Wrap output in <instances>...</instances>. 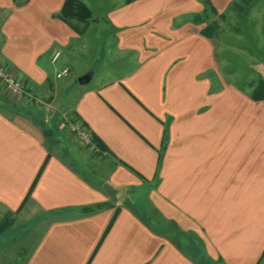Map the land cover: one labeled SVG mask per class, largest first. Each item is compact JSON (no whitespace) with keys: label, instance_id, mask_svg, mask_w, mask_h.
I'll return each instance as SVG.
<instances>
[{"label":"crops","instance_id":"0c3cea01","mask_svg":"<svg viewBox=\"0 0 264 264\" xmlns=\"http://www.w3.org/2000/svg\"><path fill=\"white\" fill-rule=\"evenodd\" d=\"M64 1L0 0V60L30 93L58 103L54 73L67 67L62 93H76L52 113L0 100V212L17 210L44 163L26 203L73 212L53 216L26 264H264V116H256V146L230 134L238 147L214 156L211 144L223 139L214 124L238 133L241 122L244 103L230 110L228 90L255 102L234 86L214 92L215 37L190 19L204 10L201 0H82L110 22L119 54L111 49L106 60L122 64L132 54L131 69L105 77L72 57L86 30L78 35L56 17ZM209 1L221 15L239 0ZM54 50L61 53L53 63ZM82 73L89 78L79 83ZM71 121L95 139L91 168L58 148ZM167 126L178 145L164 154ZM96 204L105 205L77 213Z\"/></svg>","mask_w":264,"mask_h":264},{"label":"rangeland","instance_id":"374dc122","mask_svg":"<svg viewBox=\"0 0 264 264\" xmlns=\"http://www.w3.org/2000/svg\"><path fill=\"white\" fill-rule=\"evenodd\" d=\"M95 15L97 18V13L94 12L92 19L89 21L90 25L88 29H86L85 33L81 36L82 40H84L80 41L78 45V47H81V55H72V57L78 58V60L80 59L79 65H81L80 61H82L84 65H87V67H92L91 69L97 70L98 74H101L104 77L106 76L107 72L112 73L114 70H116L115 73L121 74L122 72L131 69V61L133 60L132 54L130 53L128 54L129 58H126L127 62H123L122 64H114V62L106 60V53H109L110 51L112 52L111 49L115 51L113 48L114 45H110L112 42L107 35L109 32L106 25L110 24V22L107 17H104L105 13L98 14L100 15L98 19L93 17ZM221 15L222 17H219L220 14L217 12L216 14L211 15V19L218 22L219 28L216 31L217 33L214 38L216 63L214 62L213 68L210 69L211 79H209V82L213 84L214 92L221 89L219 88L220 85H229V88L231 86L235 87V85H238L240 88H243L242 93L248 96L249 92L253 88L252 86H254L259 79H264V0H239L238 2L232 4L228 10ZM191 18L192 15L190 19ZM101 26L102 29L99 33L98 28ZM65 50H67V48H65ZM115 52L119 54V51L116 50ZM105 60L106 62L104 66L106 68L101 69ZM100 69L101 71H99ZM51 71L53 72L52 66ZM83 76L85 75L82 73L80 78ZM220 76L222 77L223 81L219 78ZM87 78L88 77H85V79ZM66 80V77L54 80V82H58L54 85L55 89L59 91L57 98L65 108H67L69 103H73L76 98V93H71L72 96L67 95V93H62L61 88L64 86L63 81ZM56 90H54V93H56ZM3 93H6L5 95L8 94V92H5L4 90ZM228 94L230 95L228 99L230 110H235L234 106L237 100H241L244 103L239 108L240 114L242 115L239 116L241 120L239 131L237 133V125H230L224 129V126L214 124L213 132H216L218 129L220 130L223 127V139L216 140L211 144V146L214 147V156L219 155L221 151H231L233 148L238 147L237 142L233 143V141H230L227 138L226 135L230 134H232L234 138L239 137V142H244L245 144L249 143L250 148H253V145L256 146V139L259 136V134H255L257 129L256 116H264V104L262 102L250 103L245 97L240 95V97H236L229 90ZM9 98L11 100L10 96ZM41 98H47L46 101L51 102L55 107L58 106V102L56 101L55 97L54 100L50 99L52 98L51 96L46 97L42 95ZM15 101L18 103L17 100ZM206 110L207 108L201 109V111ZM63 112L69 115L70 110H64ZM231 116L235 118V116ZM234 120L237 121V117ZM232 122L233 121L231 119L227 121V123ZM56 133L57 129L55 131V134ZM63 133L67 134L61 140L62 144L59 145L58 148H67L77 159V162H80L82 165H88V168H91L92 165L89 162V159H91L90 156H93L92 151L87 148V146L82 145L81 142L76 141L67 128H64ZM177 136V132L172 133V135L169 134V126H167L166 137L161 144L162 151L164 150L163 153L171 145L177 148ZM80 151H82V153ZM219 158L220 157H218V159ZM145 196V193L144 195H141V200L145 199ZM136 210L138 211L139 209L136 208ZM70 214L71 213L68 215ZM0 215H3L2 217L0 216V221L6 216H11L13 218V226L11 229L6 231V234L0 237V242L2 241L0 243V264H7L9 262L14 264H22L24 259H28L46 226L53 220V217L48 215L47 212H40L38 208L27 203L20 213L13 214L12 211L5 210L0 212Z\"/></svg>","mask_w":264,"mask_h":264},{"label":"trees","instance_id":"16d2710c","mask_svg":"<svg viewBox=\"0 0 264 264\" xmlns=\"http://www.w3.org/2000/svg\"><path fill=\"white\" fill-rule=\"evenodd\" d=\"M133 1H135V0H125L126 3H130ZM201 2L204 5V10L202 11L201 14L193 15L191 18L192 19L191 21L195 24H202V23L207 22L206 26L201 29V33L207 37L214 38L216 33H217L216 31L219 28V24L215 20L211 19V15L216 14V11L213 8V6L211 5L209 0H201ZM56 17L59 18L60 20H62L63 22H65L78 35H81L86 30L90 19H92V12L89 9V7L82 0H65L63 5H62L60 12L56 15ZM219 17H222V15H220ZM25 87H26V85H25ZM235 87L238 90H240L241 92L243 91V88H240L238 85H235ZM252 87L253 88L249 92L248 97L254 102L262 101V100L264 101V79H259L257 81V83ZM3 90L5 91L4 87L2 85H0V100L6 101L9 103L11 102V104H14L15 106H17L16 101L14 102L12 98L10 100L8 94L5 95L6 93L4 94ZM26 90H27V87H26ZM68 116H76V113L74 111H72L71 113H69ZM43 126H42V131L44 132V134L46 136H49L50 135L49 129H46ZM92 139H94V138L92 137ZM96 144L98 146H100V144H98V143H96ZM44 164L41 166L40 170L38 171L34 181L32 182L30 188L28 189V191H27L24 199L22 200L21 204L19 205L17 210L15 212H13V214L20 213L21 210L23 209L24 205L28 201V199H30L31 193L33 192V190H34V188L38 182V179L41 175V172L44 168ZM103 205H105V204L83 206L77 210V213L80 215L81 214H87V213L95 211L96 209L102 207ZM65 210H68V209H63V210L61 209V210H58L56 212L51 211V212H47V214L52 216V217L54 216L55 219H58V218L61 219V218H64L67 214L73 213V212H67ZM78 214L74 213L73 215L77 216ZM12 226H13V218L11 216L4 217L0 221V237H2L4 234H6V231L11 229ZM108 227H109V225H108ZM26 262H27V258L22 261V264H26ZM7 264H14V263L9 262Z\"/></svg>","mask_w":264,"mask_h":264},{"label":"built area","instance_id":"2783aa9c","mask_svg":"<svg viewBox=\"0 0 264 264\" xmlns=\"http://www.w3.org/2000/svg\"><path fill=\"white\" fill-rule=\"evenodd\" d=\"M60 53V50L52 51L50 58L51 62H56L60 57ZM68 74L69 68L64 67L55 72V78L61 79L68 76ZM0 84L4 87L5 91L8 92V95L14 99V101L17 100L18 103L22 102L23 100L33 102L35 105L40 106L46 113H52L55 110V107L51 102L46 101L44 98H41L26 90L25 84L23 80L18 77L16 70L2 61H0ZM66 128L70 134L73 135L76 141L81 142L82 145L87 146L91 144V134L80 121L66 122Z\"/></svg>","mask_w":264,"mask_h":264},{"label":"water","instance_id":"95a60500","mask_svg":"<svg viewBox=\"0 0 264 264\" xmlns=\"http://www.w3.org/2000/svg\"><path fill=\"white\" fill-rule=\"evenodd\" d=\"M85 77H88L89 78V76H86V75L83 76L82 78L79 79L80 83L86 82L88 80V78L85 79Z\"/></svg>","mask_w":264,"mask_h":264}]
</instances>
